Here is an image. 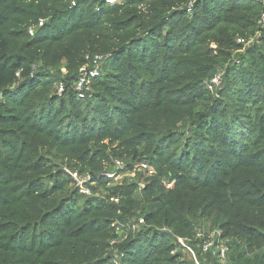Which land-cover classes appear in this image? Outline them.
I'll use <instances>...</instances> for the list:
<instances>
[{
  "label": "trees",
  "instance_id": "obj_1",
  "mask_svg": "<svg viewBox=\"0 0 264 264\" xmlns=\"http://www.w3.org/2000/svg\"><path fill=\"white\" fill-rule=\"evenodd\" d=\"M119 1L0 0V264H195L177 238L203 223L226 260L234 241L264 264V2ZM87 53L108 58L79 98ZM113 158L155 173L111 183ZM140 216L120 240L112 224Z\"/></svg>",
  "mask_w": 264,
  "mask_h": 264
},
{
  "label": "built area",
  "instance_id": "obj_2",
  "mask_svg": "<svg viewBox=\"0 0 264 264\" xmlns=\"http://www.w3.org/2000/svg\"><path fill=\"white\" fill-rule=\"evenodd\" d=\"M119 0H105V2H108L109 4H113L115 2H118ZM259 2H264V0H255ZM74 5V1L71 2ZM191 3L187 7V11L190 10ZM39 25L43 24V21L40 20L38 22ZM259 24L264 27V16L261 17L259 20ZM28 33L30 35L34 34V25L30 26L28 28ZM259 36V32H257L254 36L249 37L247 39L239 37L236 39V41L239 44H242L243 47H247L250 44H252ZM108 58L107 54H99V53H87L84 56L85 63L82 65L78 73L76 75V80L74 83V91L77 94L79 98H84L88 93H91V84L92 81L101 75L104 64L106 62V59ZM223 71L220 73L218 70L214 72V74L211 76L210 79H208L205 82V86L207 89L211 91H215L217 88L221 86L222 77H223ZM62 72H65V69L62 68ZM18 72L16 75L18 76ZM64 91V84L59 81L56 83V93L58 95H61ZM113 165L110 170H106L104 172L105 177L112 180H117L115 183H121L124 177H135L137 172L142 173V176L144 175L143 179L145 181V178L152 176L155 173V168L152 164L147 162L146 160L141 161H135L132 163L131 168H129V161L126 162L123 159L119 158H113L112 159ZM67 174L71 177L74 187L82 194H85L87 196L93 195L91 185L94 183L91 180V174L86 173H80L78 171H72L69 169H65ZM145 182L140 183L138 182L139 188H142L145 186ZM111 200L117 201V199L111 198ZM144 223V219L140 216L136 219V221H129L126 224L118 223V224H112L114 228L116 229L119 236H121V239H124L128 231L134 230L137 228V226ZM161 231H170V229L166 226H163L160 228ZM178 242L182 246L184 252H186L189 256L192 257V260L195 264H201V262L198 260L197 257V250L200 251V254L206 255L211 254L213 256L218 257V261L220 264H224L226 260V254L229 250L228 247V240L221 237V232L217 229L208 230L207 234L205 235L204 230L201 228H197V232L195 234V237L193 239L194 247L187 243L184 239L178 237ZM117 239H113L110 241V246H114L115 243H117ZM197 248V249H196ZM117 253L113 254V263H116Z\"/></svg>",
  "mask_w": 264,
  "mask_h": 264
},
{
  "label": "rangeland",
  "instance_id": "obj_3",
  "mask_svg": "<svg viewBox=\"0 0 264 264\" xmlns=\"http://www.w3.org/2000/svg\"><path fill=\"white\" fill-rule=\"evenodd\" d=\"M119 2H121V1H119ZM216 70H218V72H222V70H223V68H217ZM143 177H144V175L142 176V178L139 180L140 181V183H142V182H145L144 181V179H143ZM115 182H117V180H112L111 181V183H115ZM172 185V183L171 184H168L167 186H171ZM95 195V194H94ZM96 195H97V193H96ZM202 225V230H204V231H206L207 229H208V223H203V224H201ZM230 244H231V251H230V255H229V257H227V260L224 262V264H244V260L243 259H246V258H241V259H238V258H236V256H237V252L239 251L242 255L244 254L243 253V250H245V249H243V247L240 245V244H238V243H236V242H234V241H232V242H229ZM230 250V249H229ZM246 256H247V258H249V260L253 263L254 262V264H257L256 262H255V260L253 261V259L252 258H254V254H246ZM229 258V259H228ZM228 260H229V262H228ZM250 263V262H249Z\"/></svg>",
  "mask_w": 264,
  "mask_h": 264
},
{
  "label": "water",
  "instance_id": "obj_4",
  "mask_svg": "<svg viewBox=\"0 0 264 264\" xmlns=\"http://www.w3.org/2000/svg\"><path fill=\"white\" fill-rule=\"evenodd\" d=\"M2 96V94L0 93V97Z\"/></svg>",
  "mask_w": 264,
  "mask_h": 264
}]
</instances>
